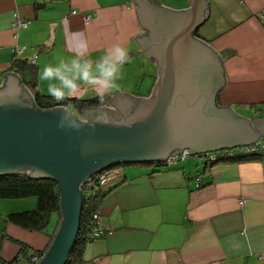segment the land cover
I'll list each match as a JSON object with an SVG mask.
<instances>
[{
	"label": "crops",
	"instance_id": "crops-1",
	"mask_svg": "<svg viewBox=\"0 0 264 264\" xmlns=\"http://www.w3.org/2000/svg\"><path fill=\"white\" fill-rule=\"evenodd\" d=\"M205 1L206 20L197 36L216 53L227 51L221 56L226 80L217 93L218 106L253 126V120L264 118V22L259 18L264 0ZM159 2L172 10L191 8L189 0ZM137 6L130 0H0V86L7 73L21 76L13 69L14 58L34 59L35 88L52 96V82L41 79L45 67H61L72 76V60L80 59L95 73V64L114 44L123 45L128 55L141 50L135 37L148 31ZM15 13L30 21L16 36ZM88 15L92 21L86 24ZM156 81L155 63L137 55L121 66L117 88L105 94L104 105L110 107L122 92L148 98ZM86 87L85 97H98ZM242 153V160L205 168L200 158L170 168L125 167V179L98 208L113 234L88 241L81 264H264V155ZM251 157L259 158L243 161ZM198 175L202 187L194 180ZM35 207L33 198L0 200V264H24L21 244L29 254L46 249L55 230V225L50 230L52 216L45 232L7 221L10 213Z\"/></svg>",
	"mask_w": 264,
	"mask_h": 264
},
{
	"label": "water",
	"instance_id": "water-1",
	"mask_svg": "<svg viewBox=\"0 0 264 264\" xmlns=\"http://www.w3.org/2000/svg\"><path fill=\"white\" fill-rule=\"evenodd\" d=\"M147 35L135 37L143 54L157 66L148 98L117 94L109 106L77 114L88 124L61 126L64 104L39 108L21 76L5 74L0 86V177L27 173L56 182L60 219L35 264H66L80 232L83 187L112 166L163 164L174 152L189 156L250 146L264 139V118H240L218 106L226 80L221 58L197 30L205 22V0L172 10L159 0H130ZM128 60V61H129ZM68 99H74L68 98ZM264 141V140H263ZM164 166H166L164 164Z\"/></svg>",
	"mask_w": 264,
	"mask_h": 264
},
{
	"label": "trees",
	"instance_id": "trees-1",
	"mask_svg": "<svg viewBox=\"0 0 264 264\" xmlns=\"http://www.w3.org/2000/svg\"><path fill=\"white\" fill-rule=\"evenodd\" d=\"M14 71L21 74L24 83L28 86L34 95L35 102L39 108H52L58 104H64L70 107L77 114H81L84 109L102 106L107 103L108 98L104 97L103 103H101L99 97H85L81 96L79 99H68L63 100L53 99V96H45L41 94L36 88V69L33 65H30L28 60L21 58H14L13 61ZM238 149V147H235ZM234 148V149H235ZM232 149V148H231ZM227 149L217 150L214 152L206 153L202 156H196L202 161L203 168L211 166L215 163L220 162H231L235 160H242L240 156H235V158L227 157L222 158V155L226 153ZM258 156H263V153L256 154ZM204 157V158H203ZM208 157V158H206ZM217 157V158H216ZM225 157V156H224ZM188 158V157H187ZM259 157L244 158L243 161H248L252 159H258ZM182 162V161H181ZM180 163V162H179ZM178 163V164H179ZM164 164L166 166H164ZM176 164V165H178ZM143 165V164H136ZM149 165V164H144ZM160 167L170 168L176 165H167L166 161L163 164L155 163ZM127 166H133L127 165ZM127 166H112L106 171H115L114 179L107 185H102L100 179H98L99 174H96L91 182L86 183L83 187V206L80 218V232L78 234L76 243L70 252L69 259L66 264H81L83 260V249L84 245L91 240L88 236V232L93 226L92 215L94 212L98 211L101 200L113 189L114 185L121 184L125 179L123 175V170ZM105 172V171H103ZM194 180L198 187H202L204 182L202 181V176L198 175ZM59 197L60 188L59 185L51 180L47 179H35L31 178L27 173H18L14 175H7L0 177V200L2 199H25L33 198L36 200V207L29 210L19 211L10 213L7 216V221L12 222L18 226H21L30 231L45 232L51 221V216L53 213H58V220L55 227L60 219L59 211ZM54 227V228H55ZM53 236V235H52ZM21 244V243H19ZM21 253L24 264H35L33 262L32 256L36 253L39 257L42 255L43 251H35L34 253H28V246L21 244ZM15 261H19L16 259Z\"/></svg>",
	"mask_w": 264,
	"mask_h": 264
},
{
	"label": "clouds",
	"instance_id": "clouds-1",
	"mask_svg": "<svg viewBox=\"0 0 264 264\" xmlns=\"http://www.w3.org/2000/svg\"><path fill=\"white\" fill-rule=\"evenodd\" d=\"M128 60L127 49L121 44H114L95 64V73L90 62L84 61L82 64L80 59H73L72 65L76 71L72 76L62 71L61 67L49 66L42 70L41 79L52 82L49 84V92L53 99L63 100L73 97L79 99L80 96L77 94V90L80 89V83H77L79 81L83 85L93 87L103 103L105 94L117 88L116 80L119 78L120 68ZM63 112L68 119L62 117L61 126L79 128L88 124L87 119L73 113L70 107L66 106Z\"/></svg>",
	"mask_w": 264,
	"mask_h": 264
},
{
	"label": "built area",
	"instance_id": "built-area-1",
	"mask_svg": "<svg viewBox=\"0 0 264 264\" xmlns=\"http://www.w3.org/2000/svg\"><path fill=\"white\" fill-rule=\"evenodd\" d=\"M73 13H76V11H73ZM259 18L264 22V7L259 11ZM85 23L89 24L92 21V17L90 15L84 17ZM30 24V21L27 19H24L19 16L18 13H15L14 15V20L12 23V29L16 33L19 29L21 28H26ZM24 46L22 48L16 47L15 52L16 53H21L24 50ZM30 65H35V60H28ZM88 87L86 86H81L80 89L77 90V94L81 97L84 95L85 91L87 90ZM68 107V106H67ZM247 152L249 154H264V141H258L256 143H252L250 146H243V147H238L237 148H232V149H227L226 153L222 155V158H235V156H239L243 154L242 152ZM189 156L188 151L184 150L180 153L177 151L171 154L168 159L166 160L167 165H176L181 161H184L187 157ZM225 156V157H224ZM204 158V157H203ZM208 158V157H206ZM217 158V157H216ZM117 173V170L115 171H105L99 174L98 179H100L102 185H107L114 179V174ZM94 177V176H93ZM91 177L87 183L91 182ZM240 204H243V200H240ZM92 222L93 226L91 227V230L88 232L89 238L91 240L99 239L107 235L113 234V231L105 228L102 223V217L101 213L99 211H96L92 215ZM39 255L36 253L32 256L33 262L36 263L39 259Z\"/></svg>",
	"mask_w": 264,
	"mask_h": 264
},
{
	"label": "rangeland",
	"instance_id": "rangeland-1",
	"mask_svg": "<svg viewBox=\"0 0 264 264\" xmlns=\"http://www.w3.org/2000/svg\"><path fill=\"white\" fill-rule=\"evenodd\" d=\"M188 158H193V159H196L197 157L196 156H188ZM197 159H199V158H197ZM139 166H141V165H139ZM2 202V201H1ZM52 222H51V224H50V230H52L53 229V226L56 224V222H57V220H58V213L57 212H55V213H53L52 214Z\"/></svg>",
	"mask_w": 264,
	"mask_h": 264
}]
</instances>
